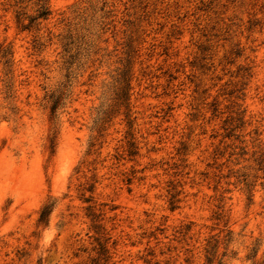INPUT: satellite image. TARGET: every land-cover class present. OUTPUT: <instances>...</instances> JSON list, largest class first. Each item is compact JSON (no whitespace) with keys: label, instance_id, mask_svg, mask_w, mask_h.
Returning a JSON list of instances; mask_svg holds the SVG:
<instances>
[{"label":"rangeland","instance_id":"1","mask_svg":"<svg viewBox=\"0 0 264 264\" xmlns=\"http://www.w3.org/2000/svg\"><path fill=\"white\" fill-rule=\"evenodd\" d=\"M104 238L109 264H264V0H0V264Z\"/></svg>","mask_w":264,"mask_h":264},{"label":"trees","instance_id":"2","mask_svg":"<svg viewBox=\"0 0 264 264\" xmlns=\"http://www.w3.org/2000/svg\"><path fill=\"white\" fill-rule=\"evenodd\" d=\"M47 14H48V10L44 6V3H43L40 5L38 15L36 17H33V20L37 18H41V17L45 18ZM121 82H122V85L120 88V94H118L117 99L120 100L119 101L120 104L126 107L127 106L126 100L128 98L127 97L128 83H127V78H126L125 73H123L121 76ZM50 97H51L50 111L51 113H53L55 109L57 108V106L59 105L61 98L60 96L54 97L53 95H50ZM134 153H135V150H134L133 144L130 143L129 144V154H134ZM170 207L171 208L174 207L173 202H170ZM50 211H51L50 205H44L40 211V216L38 220L40 222H46ZM107 240L108 238H104L102 241L97 242L98 244L97 256L91 259V264H109L110 254H109V250L106 244ZM208 253L212 255V253L209 250H208ZM210 261H211V257L207 256V262H210Z\"/></svg>","mask_w":264,"mask_h":264}]
</instances>
